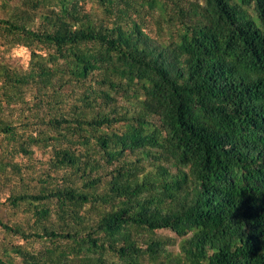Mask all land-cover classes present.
<instances>
[{
  "label": "trees",
  "instance_id": "1",
  "mask_svg": "<svg viewBox=\"0 0 264 264\" xmlns=\"http://www.w3.org/2000/svg\"><path fill=\"white\" fill-rule=\"evenodd\" d=\"M19 48L0 264H264V0H0Z\"/></svg>",
  "mask_w": 264,
  "mask_h": 264
},
{
  "label": "rangeland",
  "instance_id": "2",
  "mask_svg": "<svg viewBox=\"0 0 264 264\" xmlns=\"http://www.w3.org/2000/svg\"><path fill=\"white\" fill-rule=\"evenodd\" d=\"M0 56L4 57L8 62L15 66H26L30 54L27 50L23 48L15 49L11 53H6L2 49L0 50ZM167 234H171L169 232H166ZM2 238L1 230H0V239Z\"/></svg>",
  "mask_w": 264,
  "mask_h": 264
}]
</instances>
